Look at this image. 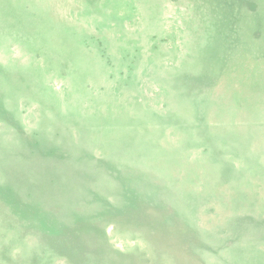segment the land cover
Returning a JSON list of instances; mask_svg holds the SVG:
<instances>
[{"label":"rangeland","instance_id":"374dc122","mask_svg":"<svg viewBox=\"0 0 264 264\" xmlns=\"http://www.w3.org/2000/svg\"><path fill=\"white\" fill-rule=\"evenodd\" d=\"M0 264H264V0H0Z\"/></svg>","mask_w":264,"mask_h":264},{"label":"trees","instance_id":"16d2710c","mask_svg":"<svg viewBox=\"0 0 264 264\" xmlns=\"http://www.w3.org/2000/svg\"><path fill=\"white\" fill-rule=\"evenodd\" d=\"M80 221H82V219H81V218H79V219H78V218H77V219H75V222H76V223H77V222L79 223ZM73 223H74V222H73ZM74 224H75V223H74ZM75 225H76V224H75Z\"/></svg>","mask_w":264,"mask_h":264}]
</instances>
